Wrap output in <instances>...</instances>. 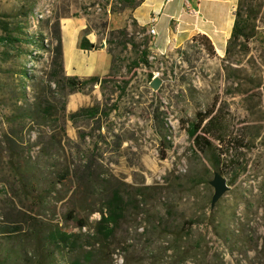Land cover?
<instances>
[{"label": "rangeland", "instance_id": "1", "mask_svg": "<svg viewBox=\"0 0 264 264\" xmlns=\"http://www.w3.org/2000/svg\"><path fill=\"white\" fill-rule=\"evenodd\" d=\"M161 1L156 0L158 8ZM256 1L262 8L252 39L230 54L214 56L203 41L181 43L190 19L171 22L170 31L160 7L157 44L148 43L150 63L128 74L135 54L118 39L108 45L109 32L126 28L136 42L154 36L147 27L145 33L132 27L131 9L118 10V0H0V222L39 210L40 218L77 231L65 217L76 207L70 194L74 191L75 197L88 198L90 208H99L118 189L129 205L113 239L114 264H264V0ZM188 2L207 27L221 31L213 43L225 48L233 0H199L198 6L195 0ZM172 5L181 16L182 1ZM142 12L147 15L146 8ZM3 23L17 42L4 41ZM57 23L66 41L85 37L95 46L82 53L66 43L76 67L100 71L105 55L99 52L111 49L119 72L115 80L102 87L96 83L86 94L63 98L56 93L55 116L62 120L57 127L49 121L37 126L17 117L46 89L43 78ZM155 78L158 89L150 85ZM71 97L73 107L68 106ZM93 105L112 107L94 120L74 124L67 119ZM205 111L219 121L211 134L213 149L200 153L184 128ZM9 139L17 142L14 150L6 143ZM239 139L243 147L230 149V142ZM219 149L222 165L215 161ZM67 167L73 184L60 191L69 199L50 197L44 207H34L30 183L38 180L41 188L56 168ZM215 172L229 189L211 205ZM146 187L145 197H138V189ZM86 212L76 210V216ZM98 218L94 213L89 221Z\"/></svg>", "mask_w": 264, "mask_h": 264}, {"label": "trees", "instance_id": "2", "mask_svg": "<svg viewBox=\"0 0 264 264\" xmlns=\"http://www.w3.org/2000/svg\"><path fill=\"white\" fill-rule=\"evenodd\" d=\"M118 10L125 8L135 9L143 0H118ZM262 8V3L256 0H237L233 13V25L229 38L226 42L225 54H230L234 46L241 45L245 47L255 33V20L258 12ZM132 27L139 28L142 33L146 32V27H139L133 20ZM5 33V42H17L9 33L6 23L1 26ZM118 39L122 45L131 47L135 54L134 59L130 62L128 74L140 67V65H149L150 48L148 43L153 42V38L144 37L142 41L136 42L134 34H130L126 28L113 30L109 32L107 39L108 45L113 39ZM52 49L50 62L47 72L44 74L46 89L34 97V103L29 108H25L23 113L18 115L17 120L30 121V123H38L37 126L45 124L42 121H49L56 127L62 118L56 115L55 94L60 92L62 97L74 93L86 94L91 86L100 80L99 85L102 87L107 83L115 80V76L119 70L115 67L112 59L109 72L102 76H90L87 78H79L77 76H67L64 73V54L63 43L61 37L60 26L57 23L51 37ZM200 40L206 43L210 56L215 55V50L210 39L203 35L197 34L191 37V41ZM33 43H36L32 41ZM141 47H143L141 49ZM78 48L83 51L95 49L93 43L87 38L81 37L78 41ZM111 55V49L107 50ZM130 77L127 79L129 80ZM124 84L127 85L128 81ZM111 106L107 108H99L98 105L89 107H81L75 112L67 115V119L72 123L78 120H94L101 115L107 116ZM55 116L54 118H52ZM218 116L211 111L197 112L194 119L186 122L185 132L192 141L194 149L200 153H205L213 149L211 134L218 126ZM43 123V124H42ZM63 131L64 128L62 127ZM220 143H224L220 138L216 139ZM239 139L230 142V149L233 146L237 148L243 147ZM10 150H14L17 142L12 139L7 140ZM14 145V146H13ZM226 144V150L228 149ZM215 155L216 164L222 165V150ZM225 154V152H224ZM232 162L230 158L227 165ZM85 173V172H84ZM221 175V173H219ZM73 175L69 168H56L49 178L45 179L43 187L39 188L37 181L30 183L32 200L34 207L38 209L44 207L47 198L55 197L57 202L72 198L76 202V207L70 209L66 214V220L73 221L77 231L69 230L58 222L50 219L40 218L39 210L37 212L22 213L20 218H6L0 222V264H114L113 255L115 248L112 246L113 239L119 224L124 219L125 212L129 205V200L118 189H113L107 194L100 203L99 208H90L88 198L75 197L74 191L69 198L66 193L60 191L61 188H67L73 184ZM84 174L80 176L82 179ZM88 177V174L85 175ZM42 185V184H41ZM74 187L77 188L78 186ZM149 187L138 189L137 196L145 197V192ZM76 210L87 211L84 217H77ZM98 213L97 220L89 221V217ZM85 228V231L83 230Z\"/></svg>", "mask_w": 264, "mask_h": 264}, {"label": "crops", "instance_id": "3", "mask_svg": "<svg viewBox=\"0 0 264 264\" xmlns=\"http://www.w3.org/2000/svg\"><path fill=\"white\" fill-rule=\"evenodd\" d=\"M175 1L176 0H162L161 5H160V7L162 8V11L160 14L163 15L167 19L169 30H170V23L171 22H173L175 24V21H177V20L182 21L183 17H184L183 20H186V18H189L190 22L187 23L185 21L186 22L185 26H184L185 29H184V31H181V33L184 35V38L181 41V43L189 40L194 35L203 34V35L207 36L210 39V41L212 42L216 54L217 55H223L225 52V48L223 47L222 49H219L213 43V38H215V36L218 35L221 31L219 32L218 28L215 25L213 27H207L205 22L201 21L198 16L193 17V16H190L189 14H187L185 12L184 0H177V1H179L180 6H181V1H182V7H181V10L183 12L182 15L181 16L178 14L175 15V13H174L175 11L173 10L174 6L172 5ZM236 2H237V0H233L232 11H231L232 17H231V21L229 22V29L227 30V34L225 37V47H226L227 39L229 38V37H227L228 33L231 32V27L233 24V13L235 10ZM160 7L159 8L157 7L156 0H143L142 3L138 7H136L135 9L130 11L131 17L139 26L148 28V25L150 23L151 18H155L156 22L160 18V15H158V12L160 11ZM143 8L147 9V15L146 16H144V13L142 12ZM163 10H165L164 13H163ZM154 14H156V15H154ZM156 22H155V25H156ZM155 31H156V28H155ZM156 35H157V32L153 37V47L155 44H157V42L155 40ZM90 42L93 43L92 41H90ZM62 43H63V54H64V72L67 76H77V77L83 79V78H87L90 76L102 77L109 72V68H110V64H111V58L106 52H103V51L99 52L100 53L99 55H105L104 62L102 61L103 64H105V65L101 69H99L100 71H98V69H95V68L93 70L89 69V70L85 71L80 66L76 67L73 64L72 59H70V57L66 54V47H65L66 43H69V45L72 48H76L78 46V39H76V41L73 44H71L70 42L65 40V36L62 32ZM155 49H156V51H162L164 48L163 47H160V48L157 47ZM80 52L91 53L92 51L80 50ZM93 52H95V51H93ZM96 53H98V52L96 51Z\"/></svg>", "mask_w": 264, "mask_h": 264}, {"label": "water", "instance_id": "4", "mask_svg": "<svg viewBox=\"0 0 264 264\" xmlns=\"http://www.w3.org/2000/svg\"><path fill=\"white\" fill-rule=\"evenodd\" d=\"M100 80L97 81L99 84ZM151 87L158 89L160 87V80L155 78L151 83ZM210 185L213 187V195L211 197V205H214L220 197L229 189V186L226 184L225 179L218 173L215 172Z\"/></svg>", "mask_w": 264, "mask_h": 264}, {"label": "built area", "instance_id": "5", "mask_svg": "<svg viewBox=\"0 0 264 264\" xmlns=\"http://www.w3.org/2000/svg\"><path fill=\"white\" fill-rule=\"evenodd\" d=\"M196 4L198 6L199 0H195ZM184 7H185V12L189 14L190 16L196 17L198 16V9L195 7H192L188 0H184ZM155 18H151L150 23L148 25V34L154 36L156 34L155 31Z\"/></svg>", "mask_w": 264, "mask_h": 264}, {"label": "bare ground", "instance_id": "6", "mask_svg": "<svg viewBox=\"0 0 264 264\" xmlns=\"http://www.w3.org/2000/svg\"><path fill=\"white\" fill-rule=\"evenodd\" d=\"M73 99H74V97H71V100H70V102L68 104L69 107H73L74 106Z\"/></svg>", "mask_w": 264, "mask_h": 264}]
</instances>
